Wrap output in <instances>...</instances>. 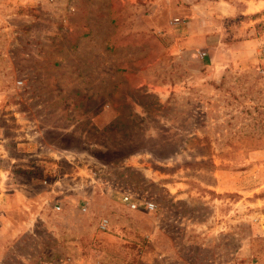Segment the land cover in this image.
Returning <instances> with one entry per match:
<instances>
[{"label": "rangeland", "instance_id": "obj_1", "mask_svg": "<svg viewBox=\"0 0 264 264\" xmlns=\"http://www.w3.org/2000/svg\"><path fill=\"white\" fill-rule=\"evenodd\" d=\"M0 264H264V0H0Z\"/></svg>", "mask_w": 264, "mask_h": 264}, {"label": "crops", "instance_id": "obj_2", "mask_svg": "<svg viewBox=\"0 0 264 264\" xmlns=\"http://www.w3.org/2000/svg\"><path fill=\"white\" fill-rule=\"evenodd\" d=\"M192 20H193V18L189 19V21H188L189 25H190V23H193ZM61 155L62 156H59L60 158H56V159H62L63 161H65L68 164H75V169H76L75 172H76V175L78 177L84 178V179L86 178L89 180H95V179L101 180L102 172L97 170L96 168H95V170H93L91 168V164L89 162L83 161V159L77 158L73 154H69V155L61 154ZM58 161H60V160H58Z\"/></svg>", "mask_w": 264, "mask_h": 264}, {"label": "built area", "instance_id": "obj_3", "mask_svg": "<svg viewBox=\"0 0 264 264\" xmlns=\"http://www.w3.org/2000/svg\"><path fill=\"white\" fill-rule=\"evenodd\" d=\"M94 174H95V173H94ZM123 201H124L126 204H128V206H129L131 209H134V208L136 207V205H135L134 203L131 202V198H130L127 194H125V195L123 196ZM147 206H148L149 209H152V208L154 207L153 204H151V203L147 204Z\"/></svg>", "mask_w": 264, "mask_h": 264}]
</instances>
